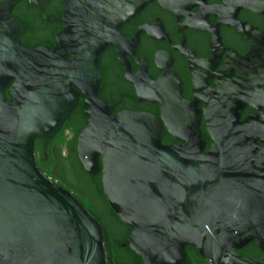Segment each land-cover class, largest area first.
Masks as SVG:
<instances>
[{"label":"water","instance_id":"water-1","mask_svg":"<svg viewBox=\"0 0 264 264\" xmlns=\"http://www.w3.org/2000/svg\"><path fill=\"white\" fill-rule=\"evenodd\" d=\"M19 1L0 0V264H112L98 219L34 161L35 141L55 137L73 111L74 87L89 107L79 162L102 172L105 199L142 264H189L186 248L207 264H264L239 254L254 243L264 255V147L239 121L246 102L230 93L219 110L207 101L206 150L197 98L184 100L169 73L144 98L159 116H110L97 97L101 53L146 4L164 0H61L57 45L36 48L20 43L11 14ZM164 131L181 144L163 145Z\"/></svg>","mask_w":264,"mask_h":264},{"label":"flooded vegetation","instance_id":"flooded-vegetation-1","mask_svg":"<svg viewBox=\"0 0 264 264\" xmlns=\"http://www.w3.org/2000/svg\"><path fill=\"white\" fill-rule=\"evenodd\" d=\"M64 12L61 0H34L33 4L20 0L11 12L21 25L20 43L29 48L56 46L64 29ZM119 34L120 40L99 56L97 97L110 116L122 112L159 116L160 105L144 98L157 91L152 83L169 73L177 78L184 100L197 98L206 150L212 144L203 121L206 103L215 101L220 110L230 93L233 100L246 102L239 121L264 147V0L152 1L124 23ZM73 90L77 99L73 111L55 137L35 141L34 161L85 209L108 216L111 209L102 189V172L87 174L77 156V138L87 126L89 107L79 88ZM162 144L181 143L164 131ZM55 159H71L86 177L100 183L102 195H95L91 184L89 191L73 190L59 174ZM128 235L122 248H128Z\"/></svg>","mask_w":264,"mask_h":264},{"label":"trees","instance_id":"trees-1","mask_svg":"<svg viewBox=\"0 0 264 264\" xmlns=\"http://www.w3.org/2000/svg\"><path fill=\"white\" fill-rule=\"evenodd\" d=\"M6 98L7 100H10L8 93L6 94ZM55 160H57L56 163L58 164L59 174L63 177L66 183L71 185L73 190L80 189L84 192L89 191V185L91 184L94 187L95 195H102L100 183L92 181L89 177H86L78 170L76 164L71 159ZM89 212L98 219L106 234L107 243L110 246L112 264H142L141 259L135 256L129 248H122V243L126 241L130 229L120 222L112 210H110L109 217L104 214L95 213L92 210ZM186 254L189 264H207L200 258L196 249L186 248ZM239 254L243 257L252 259H264V255L256 249L254 243H251L240 250Z\"/></svg>","mask_w":264,"mask_h":264}]
</instances>
